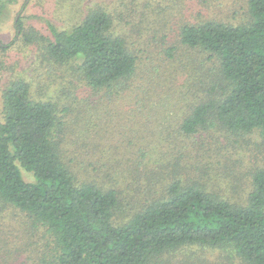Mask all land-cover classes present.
Listing matches in <instances>:
<instances>
[{
  "label": "trees",
  "instance_id": "trees-1",
  "mask_svg": "<svg viewBox=\"0 0 264 264\" xmlns=\"http://www.w3.org/2000/svg\"><path fill=\"white\" fill-rule=\"evenodd\" d=\"M118 1L124 20L119 26L118 10L96 3L71 27L49 23L48 38L26 30L20 17L16 33L26 43L44 39L45 54L60 65L77 63L93 89L120 93L138 69H143V88L155 85L158 75L167 80L163 66L182 73L186 87L179 92L185 104L177 130L186 137L199 133L208 164L230 175L232 190L214 192L198 177L178 178L166 184L163 194L126 209L115 186L77 180L63 157L67 151L57 105L33 98L30 83L18 78L5 88L0 113V203L25 215L27 237L12 260L158 264L167 253L200 245L231 249L244 264H264V164L250 171L244 199L227 194L244 183L241 167L232 166L245 140L255 134L264 138V0H247L248 18L238 23L206 13L187 19L180 8L176 20L155 23L148 19L151 11H167L171 3ZM199 3L207 4L205 11L214 7L209 0ZM3 8L0 4V14ZM151 39L160 48L153 49ZM10 46L0 42L2 51ZM4 59L0 52V68ZM219 130L226 142L219 146L215 139L206 140L204 133ZM146 156L141 150L139 159ZM34 236L42 240L36 243Z\"/></svg>",
  "mask_w": 264,
  "mask_h": 264
},
{
  "label": "rangeland",
  "instance_id": "rangeland-1",
  "mask_svg": "<svg viewBox=\"0 0 264 264\" xmlns=\"http://www.w3.org/2000/svg\"><path fill=\"white\" fill-rule=\"evenodd\" d=\"M160 1L164 3L162 6L171 3V7L167 11L162 7L151 11L148 19L155 23L176 20L179 8L192 20L202 19L206 13V16L238 23L245 22L249 15L247 0H209L214 7L210 6L208 11L204 7L207 4L199 3L205 0ZM96 3L117 9V25L124 22L118 0H0L4 6L0 14V42L11 43L6 51L0 50L5 58L0 68V113L7 85L18 78L28 81L33 98L57 105L58 117L63 121L62 146L67 151L63 157L71 163L77 180L115 186L124 196L126 209L139 206L153 195L163 194L166 184L178 178L195 180L198 177L214 192L231 189L230 175H220L208 164L199 133L186 137L177 130L185 104L179 92L181 87H186L182 73L174 71L170 65L163 66L165 72L162 73L167 80L158 75L155 85L143 88L145 83L140 79L143 69H138L131 85L120 93H111L106 88L93 89L84 81L77 63L60 65L45 54L44 39L26 43L24 36L16 33V19L20 17L26 30L48 38L49 23L71 27ZM153 41L151 39V47L160 48ZM141 60L145 64L146 60ZM204 134L206 140L207 137L209 141L215 139L219 146L226 142L221 130ZM245 141L232 166L233 169L241 167L239 177L244 179V183L237 186V192L227 193L234 200L244 199L250 187V171L264 164V138L255 134ZM143 149L147 156L140 160ZM24 173L26 178L32 179L26 171ZM24 216L19 210L5 208L0 203V264H15L12 259L27 239L22 226ZM39 237L34 236L32 241L42 240ZM24 254L27 256L29 252ZM158 264L244 263L231 249L190 245L163 255Z\"/></svg>",
  "mask_w": 264,
  "mask_h": 264
}]
</instances>
